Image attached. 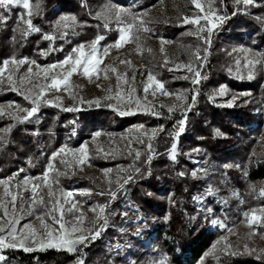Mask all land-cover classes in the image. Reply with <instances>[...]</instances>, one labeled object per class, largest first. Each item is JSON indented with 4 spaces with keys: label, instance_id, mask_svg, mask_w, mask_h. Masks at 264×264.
I'll return each instance as SVG.
<instances>
[{
    "label": "trees",
    "instance_id": "obj_1",
    "mask_svg": "<svg viewBox=\"0 0 264 264\" xmlns=\"http://www.w3.org/2000/svg\"><path fill=\"white\" fill-rule=\"evenodd\" d=\"M158 1L31 0L39 5V14L32 17V23L40 31L31 32L25 38L17 28V14L22 10L13 8L11 14L4 12L9 19L6 24H0V63L15 57L48 65L63 60L74 47L90 43L97 35H103L105 43H111L117 32L111 25V31L103 27V16L110 5L141 11ZM98 13L101 14L99 18ZM65 17L69 19L64 21ZM71 18L78 22L75 27ZM64 22L69 26L64 27ZM247 25L250 23L245 25L242 37L252 39L254 34V39L263 44L264 34ZM230 29L238 31L234 22L230 28L225 27L226 31ZM152 33L154 37L176 40L181 30L176 22L162 20L154 23ZM45 34L55 39L45 40ZM220 35H215L211 45L202 52L201 57L207 58L202 60L200 71L207 78L201 79L198 85L191 84L189 79H180L161 62L147 61L149 71L167 91L186 92L190 102L186 112L162 113L157 117L142 113L121 116L105 107L63 111L42 105L30 123L0 118V130L11 126L10 131L0 132L5 139L0 145V179L22 168L31 177L39 175L54 151L65 145L76 148L96 131H121L141 124L152 128L163 126L152 141L154 153L147 152L146 141L144 145L135 144L134 148L142 153L139 160L125 145L115 154L91 158V164L102 170L127 166L126 175L132 174L135 178L134 183L125 185L126 191H120L118 199L107 209V226L97 239L78 254L53 249L32 253L7 249L0 251L6 257L5 264H77L78 259L83 264H158L165 257L166 264H262L252 254H209L218 235L210 230L211 216L206 206L202 208L198 203L210 187L217 190L221 201L217 204L212 197H207L206 202L223 219H227L229 209L234 208L231 217L239 218L243 210L264 205V197L259 196L264 189V154L255 158L252 155L255 142L264 129V85L261 77L241 80L226 71L224 55L220 54L221 44L226 41ZM236 36L238 39V33ZM41 50L47 55L42 56ZM222 85L244 96L231 105L225 104L215 96L216 89ZM3 87L0 104L20 101L22 96ZM181 119H185L184 131L177 138L176 125ZM173 143L177 144L175 160L168 154ZM149 154H153L150 162ZM55 165L59 166L57 159ZM135 167L141 169L142 175L132 171ZM91 176L73 174L58 179L66 188L87 189L94 180ZM250 184L263 186L254 189L253 196L247 193ZM94 191L99 193L103 189L96 187ZM99 197L101 204L109 200L107 195ZM138 219H142V223H136ZM103 223L101 220L100 225ZM151 238L153 240L145 244Z\"/></svg>",
    "mask_w": 264,
    "mask_h": 264
},
{
    "label": "snow or ice",
    "instance_id": "obj_2",
    "mask_svg": "<svg viewBox=\"0 0 264 264\" xmlns=\"http://www.w3.org/2000/svg\"><path fill=\"white\" fill-rule=\"evenodd\" d=\"M208 5L207 11H205L204 6L201 4L200 0H191L192 5L199 9L198 13H195L192 17L185 16L182 18V24H192L196 26V32H189V35H197V37L202 40L205 44L211 45L212 34L215 29H217L222 23L229 19L228 16H221L217 10H215V2L216 0H205ZM220 3L223 4V0H220ZM236 5L235 11L232 13L233 15L239 14L241 11L244 14L247 13V9L249 6H259L256 4V0H234ZM243 5V8L240 6ZM86 6V5H85ZM23 8L25 11L17 14V28L21 31V34L26 38L31 32L40 31L32 23V17L34 15L39 14V5L31 3V0H0V9H3V12H0V24H6L9 16H6L4 12L11 14L13 8ZM110 13L114 12V19L119 25L118 31L119 36L113 44H108L103 46L102 55H98L100 42L105 39L103 35H97V37L91 41L89 44H80L72 49V51L65 56V58L61 61H57L52 64H48L46 66H41L37 64L36 61H29L27 58L17 59L15 57L4 60L0 63V91L4 90V85L8 86V90L16 92L18 95H22L25 101H28L31 104V107H24L20 104H15V102H10L7 106H0V118H8L10 120L16 121V123H25L31 122L32 118L36 116L40 107L42 105H50V106H58L60 102L59 96H54L51 100L48 99L47 94L52 92H61V91H69L70 80L73 75H84L91 79L94 75L97 79L100 78V73H104V78L108 79L107 73L111 71L116 74V78L118 81L117 91L115 92L114 98L117 100L116 104H108L107 107L111 108L113 111H116L121 116L133 115L135 114L132 111L130 105L133 102V94L136 92V89L133 87L131 90L125 94H122L121 90H119V81L121 79L124 80L125 84L129 83V79L131 81H135V73L131 78H128L126 74H121L117 71V68L114 65H104L100 67L103 63V57H106L110 54L113 48L119 50L123 44L128 42L137 43L138 50L140 49L139 44V32L143 30L144 32L151 31L150 28L146 27V21L144 17L147 15V12L144 13H133L129 10H125L119 6L110 5L108 8ZM101 16L100 13L97 14L99 18ZM128 16L131 18V23H126L122 17ZM111 15H104V23L103 27L109 31L110 22L112 20ZM69 18H63L64 21H67ZM257 20L264 22V17H256ZM72 26L75 27L77 25V21L75 18H71ZM205 21V24H201V21ZM21 25H27L26 28L21 27ZM64 27H68L67 23L63 24ZM99 27V25H97ZM134 30V31H133ZM207 32V35H201L202 33ZM62 35H66V33H62ZM45 40H53L55 37L51 34H45L43 36ZM87 49V51H86ZM55 51L56 49H50ZM163 51V48H161ZM206 51V50H205ZM41 55H47L45 50H41ZM195 59L197 61L206 60V56L201 57L199 53V48L193 53ZM261 59L251 60L248 59L247 56L244 57V67L252 68L255 65L259 64L264 66V53H257ZM121 64H131V61L128 60H120ZM169 61L165 60V65ZM237 65V75L238 78H243L239 75V69L241 66V60L237 59L235 61ZM27 65L26 74L20 75V69L22 66ZM35 66V71L34 67ZM203 67V64H200L199 67H194L193 63L190 62L187 65H179L175 69L169 68V71L177 70L179 71L181 68H186L189 73H192V76H184V79H191L194 85H198L201 79H206V76H202L200 68ZM231 72V69H229ZM41 73H43V81L44 83L39 82V78L41 77ZM14 76L16 78L14 79ZM249 79L252 78V73L249 72ZM147 83H144L143 91L145 93V98L147 94H149L150 87L155 85L152 88V95L155 96L156 91L158 90L161 95L171 96L176 95L177 99H184L181 94H173L169 93L164 89V84L157 80L154 74L151 72L147 75ZM29 85L25 87V85ZM98 87L100 85H97ZM38 89V91H37ZM111 91V89H109ZM226 94V89L222 86L219 95ZM70 95H73L70 93ZM73 98L74 95H73ZM113 97H106L105 99H112ZM214 98V97H213ZM192 100L195 101V96L192 97ZM233 101L229 102L231 105ZM83 103V101H81ZM135 103L137 106L140 105V100L136 99ZM89 106L95 104L97 107L101 106L100 100L88 101ZM124 104L127 110H121L119 105ZM13 106L15 107V111H12ZM179 106L173 105L168 107L169 114L173 113ZM63 111H79L76 107L62 108ZM23 113V115H21ZM153 115L159 116L160 113L152 112ZM185 119H181L177 122V132L176 137L178 138L181 133L184 131ZM136 129L142 130L144 129V125L135 126ZM11 126L6 129L0 130V132H8L10 131ZM160 131L163 130V126H160ZM158 134L156 129L151 130V135L147 132L143 133V136L147 137L146 149L148 153H154V148L151 143V140ZM101 135L100 132H96L93 134V140L96 137ZM127 139V137H125ZM136 142L144 145L145 139L141 136L135 137ZM5 142L4 136L0 135V145ZM131 143V141H129ZM97 152H102L103 149L100 146H97ZM176 150L177 144L173 143L171 149L169 150L170 158L175 160L176 158ZM71 152L73 155L75 153H79L80 156L77 157L80 165H84L88 163L91 153L88 148V143L85 142L81 144L78 149H68L67 146H62L60 149L54 151L49 157V164L46 166L44 172L39 177H25L22 181H18L15 184L16 191L13 192V180L19 176L20 172H23L24 169H20L18 172L14 173L12 177L6 179H0V187L3 189V195L0 196V251L3 249H16L22 248L25 252H31L37 250L33 245H38L39 250H44L46 247H58L60 245H66L67 251H75L77 245L87 246L88 243L97 239L104 228L107 226V209L111 206L112 201L118 199V193L120 191H126L125 185L129 183H134L135 178L134 175L128 174L126 176H120L118 174L116 184L117 188L113 190L111 187L105 192L101 191L96 193L97 195H107L109 200L106 204H97L90 207V211L95 213L96 219L93 221V228H89L85 230L83 228L84 224V216L81 213L80 215H76L79 211L80 206L82 204L81 201H77L74 199L77 193L72 191L65 192L64 190H59V196H57V189H55L49 183V172L50 170L55 172V176L52 179L56 184H59L58 177L61 175L60 171L55 168V161L58 157H61L60 163L65 164L66 167H71L72 165L68 164V162L63 159V155ZM105 156L110 155L111 153H104ZM131 151H129V155H131ZM141 151L135 150V158L139 160L141 157ZM152 155H148V162L151 161ZM106 173L111 172V169L104 170ZM120 171H124L121 169ZM136 174H141V169L139 167H135L132 170ZM196 173L193 172V175ZM180 175H183L181 173ZM31 183V188L28 185ZM111 184V181H109ZM47 188V197L42 195L43 190ZM25 192H30L29 196H25ZM78 195L81 196H91L93 195L91 190H80ZM260 197H264V189H261L259 192ZM72 198V199H70ZM19 202V206H18ZM243 203V201H241ZM27 205V207H25ZM67 205V207H66ZM97 209L99 211H97ZM211 212V209H208ZM257 211L260 212V216L255 215ZM59 213V216H57ZM71 213L73 215V220L69 221L65 218L66 214ZM34 217L39 221V226H35L31 220L28 223L17 227L20 224L21 219L25 217ZM246 222L248 227L255 232L254 225L259 227H264V208L259 210L252 209L250 212L244 213ZM103 220L104 223L99 227H95L98 221ZM50 221V222H49ZM213 224H219L220 227L224 228L226 225L222 224L218 220H213ZM56 225H59L57 228ZM229 232H232V229H227ZM78 233V235H77ZM58 234V235H57ZM262 238H264V234H261ZM221 239H224L221 237ZM57 241V243H53V241ZM216 245H213V249H215ZM245 250L249 255L253 253H257L256 249H248L247 245H245ZM206 255H208L206 253ZM255 258L258 261H261L264 264V249L259 250L256 254ZM6 257L0 254V264H5ZM78 264H83L82 261L78 262ZM158 264H166V257L162 258Z\"/></svg>",
    "mask_w": 264,
    "mask_h": 264
},
{
    "label": "rangeland",
    "instance_id": "obj_3",
    "mask_svg": "<svg viewBox=\"0 0 264 264\" xmlns=\"http://www.w3.org/2000/svg\"><path fill=\"white\" fill-rule=\"evenodd\" d=\"M131 3H135V0H129ZM201 4L204 6L205 11H207L208 5L205 2V0H200ZM256 4L259 6H249L247 9L248 14H244L243 11H241L237 15H233L232 13L236 9V5L234 3V0H223V4L220 3V0H216L215 2V10L219 12L221 16H228L229 19L225 20L222 25H220L217 29L213 31L212 39L215 35L220 34L223 35L222 39L226 41V43L221 44V52L220 54L224 55L223 60V67L226 69L228 73H230L233 77L241 80H253L255 78L261 77L262 84L264 85V66H261L259 64L255 65V67L252 68H246L244 67V57L247 56L248 59H251L253 61L261 59L260 56L257 55V53H264V43L260 44L259 39H254V34L252 36V39L248 38L245 39V25L247 23H250L249 28H254L257 30V33L261 31L264 34V22L259 21L256 19V17H264V0H256ZM243 8V5L240 6ZM21 9V12H24L25 10L23 8L17 7ZM109 8V7H108ZM108 8L106 10L107 15H111L113 18L110 22V25L113 26V30H116V34L118 38L119 31L117 30L119 25H117L115 19H114V12L110 13L108 11ZM129 10L133 13H144L147 12V15L144 17V20L146 21L145 26L150 28L151 31L144 32L141 30L139 32V44L140 49L137 48V43L135 42H128L123 44V46L117 50L113 48L110 52V54L106 57H103V63L100 65V67H103L104 65H114L117 68V71L121 74H126L128 78H131L133 74L135 73V81H131L129 79V83L125 84L124 80L121 79L119 81V90H121L122 94H125L131 90V88H135L136 92L133 94V102L130 105L132 111H134L135 114H146L149 116L157 117L156 115H153L152 112H158L160 114H167V115H174L175 113H181L190 108V102L187 99V94L185 91L182 92H176L173 94H181L184 99L178 100L176 95L171 96H164L161 95L160 92L157 90L155 93V96L152 95V88L155 87V85H152L150 87L149 94H147V97L145 98V93L143 91L144 83H147V75L150 72L149 66L147 64V61L149 62H161L163 65H165V60L169 61L167 64L168 69L173 68L175 69L179 65H187L188 63L192 62L194 67H198L202 63V60L197 61L193 55V53L199 48L200 56L202 55V52L206 49L207 44H205L202 40H200L197 35H189V32L195 33L196 32V26L192 24H182V18L185 16L192 17L195 13H198L200 10L196 9L192 3L191 0H159L154 6L144 9L141 11H133L131 9H125ZM122 19L126 23H131L132 20L128 16L122 17ZM173 21L176 22L177 26L180 27L181 33L177 37V39H167L164 37H154V34L152 33V30L154 28V23L157 21ZM234 22V27L238 28V31L233 30H225V27L230 28V24ZM65 23V22H64ZM205 21H201V24H205ZM244 29V30H243ZM134 31V30H133ZM222 32V33H221ZM233 32V33H231ZM238 33V39L236 34ZM201 35H207V32L202 33ZM227 36V37H226ZM243 38V39H242ZM115 39V41H116ZM115 41L111 43H105V41L100 42V47L98 51V55H102L103 52V46L108 44H113ZM86 45L89 43H85ZM161 48H163V51H161ZM87 51V49H86ZM237 59L241 60V66L239 69V75L243 78H238L237 75V65L235 61ZM120 60H128L131 61V64H121ZM38 64V63H37ZM52 64V63H51ZM40 65V64H39ZM46 66V65H41ZM34 71H35V66ZM231 69V72L229 71ZM27 71V65L22 66L20 69V75L26 74ZM180 79H184V76H192V73H189L186 68H181L179 71L173 70ZM249 72L252 73V78L249 79ZM108 79L104 78V73H100V78L97 79L94 75L91 79L84 75H73L70 80L69 85V91H61V92H52L48 93L47 97L49 100H51L54 96L60 97V102L58 106H55V108L62 110V108H69V107H76L79 109H83L84 107H89L88 101H94L99 99L101 106L97 107L95 104H93L91 107L94 108H108L112 110L111 108L107 107L108 104H116L117 100L114 98L115 92L118 90L117 85L118 81L116 78V74L109 71L107 73ZM43 73H41V77L39 78L40 83H44L43 79ZM156 77V76H155ZM16 76H14V79ZM159 80V79H157ZM191 84L192 81L189 79ZM160 81V80H159ZM97 85H100L99 87ZM194 85V84H193ZM8 87L6 84L4 85ZM29 85H25V87H28ZM224 87L226 89V94L219 95V91L221 87ZM218 89H216V97L222 101L225 104H229L230 101H233V98L238 99L240 97H243L244 94L236 93L232 90H230L226 85H222ZM111 89V91H109ZM165 89V87H164ZM166 90V89H165ZM38 91V89H37ZM167 91V90H166ZM169 92V91H167ZM72 93L75 98H73V95H70ZM170 93V92H169ZM22 96V95H20ZM106 97H113L112 99H105ZM140 100V105L137 106L135 103V100ZM23 96L20 99V101H9L1 103L0 106H7L10 102H15V104H20L24 107H31V104L28 101L23 102ZM83 101V103L81 102ZM173 105H178L179 107L171 114L168 112V107H171ZM54 107V106H52ZM121 110H127L124 104L119 105ZM12 111H15V107L13 106ZM116 114H118L116 111H114ZM186 112V111H185ZM23 115V113H21ZM119 115V114H118ZM135 126L133 125L131 127H127L124 130L121 131H96L100 132L101 135L99 137H96L95 140H93V134L91 137L85 139L81 144H84L85 142L88 143V148L91 153V157L88 161V163L84 165L79 164V160L77 157L80 156V154L77 152L75 155L73 153L68 152L63 155V159H65L68 164L72 165L71 167H66L65 164L60 163L61 157H58L57 160L59 161V166L55 165V168L58 169L61 173V176H68L71 177L73 174L76 176H80L82 174H88L92 175L94 177V180L88 184L87 190H91L93 195L91 196H81L78 195V192L80 190L85 189H77L75 186H71L69 188H66L65 183L62 184L59 181V184H56L55 181L52 179L53 176H55V172L50 170L49 172V183L57 189V196H59V190L62 189L65 192L72 191L74 193H77L74 197L75 200L81 201L82 204L80 206L79 211L76 213V215H80L81 213L84 216V224L83 228L86 230L89 228H93V221L96 219L95 213L90 211V207L93 205L101 204L100 198L95 193V188H102L103 191H107L109 187H111L113 190L117 188L116 180L118 174L120 176H126V170L128 169L127 166L121 165L116 167V169H111V172L106 173L104 170L107 169H100L94 165L91 164V158L99 155L104 156L105 152L115 154L117 151H122L124 145L135 154V144H139L136 142L135 137L141 136L143 139H145L147 143V137L143 136L144 132H147L149 135H151V130L156 129L158 134L161 132L159 129L160 127H145L142 130H137ZM264 127V126H263ZM157 134V135H158ZM157 135L151 140V143L153 140L156 139ZM127 137V139H125ZM131 141V143H129ZM80 144V145H81ZM80 145L74 149H78ZM141 145V144H139ZM97 146H100L103 151L97 152ZM138 147V146H137ZM68 148V147H67ZM72 149V148H68ZM140 150V149H139ZM169 154V153H168ZM177 154V151H176ZM264 154V129H262V132L259 134L255 145L252 149V155L255 158L256 156ZM153 155V154H151ZM170 157V155H169ZM23 172H20L19 176H17L13 180V188L12 191L15 192V184L18 181H22L26 176L31 177L28 175L27 170L25 168ZM123 169L124 171H120ZM41 174L34 176L39 177ZM13 175L8 176L12 177ZM91 176V177H92ZM6 179V178H5ZM111 181V184L109 183ZM263 184H250L249 188L247 189V193L254 195V189L257 190L258 188H261ZM29 188H31V183L28 185ZM3 195V189L0 187V196ZM25 196H29L30 192H25ZM42 195L47 197V188H45L42 192ZM207 197H212L214 203H219L221 200L220 196L217 195V190L214 188H207L206 195L202 197V199H198L199 206L204 208L206 206V210L208 209L212 210V205L206 202ZM72 199V198H70ZM107 203V202H106ZM102 203V204H106ZM19 206V202H18ZM27 207V205H25ZM67 207V205H66ZM264 208V205L260 206H254L248 209H245L242 211V216L239 218L237 217H231L234 213V208L229 209L228 213H226L227 219L221 218L218 213L214 210H212L210 213L211 216V222H210V230L212 232H217V239L213 243V245H216L215 249H213V245L209 251V254H235V253H244L248 254V252L245 250V245H247L248 249H256L257 253L259 250L264 249V238H262L261 234H264V227H259L254 225L255 232H252V230L248 227V224L246 222V217L244 215L245 212H250L252 209H261ZM97 211H99L97 209ZM229 214V215H228ZM257 216H260V212L257 211L254 213ZM57 216H59V213H57ZM65 218L69 221H72V223H75L73 220V215L71 213L66 214ZM31 220V222L35 226H39V221L36 220L34 217H25L21 219L20 224L17 225V227H20L21 225L28 223ZM213 220H218L222 224L226 225V227L222 228L219 224H213ZM142 219H138L136 223H142ZM50 222V221H49ZM100 221L97 222L95 227L100 226ZM58 228L59 225H56ZM232 229V232H229L227 229ZM143 230H140V234H142ZM58 235V234H57ZM78 235V233H77ZM154 237V236H152ZM223 237L224 239H221ZM153 239H149L145 241V244H149ZM53 243H57V241H53ZM89 244V243H88ZM87 244V245H88ZM37 250L26 252V253H32V252H39V251H46L49 249L57 250V251H65L70 254H78L79 250L85 247L84 245H77L75 251H67L66 245H60L58 247H46L44 250H39L38 245H33ZM7 250L3 249L2 251ZM15 250H20L25 252L22 248H16ZM257 253H253L252 255H256ZM78 262L79 259H78ZM78 264V263H77Z\"/></svg>",
    "mask_w": 264,
    "mask_h": 264
}]
</instances>
